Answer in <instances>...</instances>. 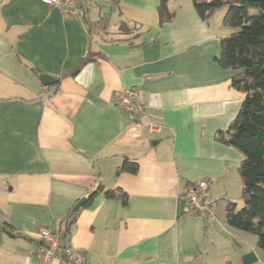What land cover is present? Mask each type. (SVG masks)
<instances>
[{
  "label": "crops",
  "instance_id": "0c3cea01",
  "mask_svg": "<svg viewBox=\"0 0 264 264\" xmlns=\"http://www.w3.org/2000/svg\"><path fill=\"white\" fill-rule=\"evenodd\" d=\"M159 2L93 0L79 20L39 0H0V223L16 232L0 227V264H40L42 229H68L81 264H264L256 238L214 209L222 199L225 219L238 186L242 202L243 157L216 139L243 98L214 61L232 32L225 11L203 20L192 0H167L173 18L160 25ZM129 89L146 111L137 126L115 101ZM124 161L137 172L117 175ZM200 180L210 220L183 198ZM99 186L127 204L101 193L85 206Z\"/></svg>",
  "mask_w": 264,
  "mask_h": 264
},
{
  "label": "trees",
  "instance_id": "16d2710c",
  "mask_svg": "<svg viewBox=\"0 0 264 264\" xmlns=\"http://www.w3.org/2000/svg\"><path fill=\"white\" fill-rule=\"evenodd\" d=\"M192 4L203 20L209 19L217 9L226 8L223 23L232 33L220 40V54L214 61L221 69L233 72L230 86L243 98L237 116L226 131L216 133V139L236 149L243 159L237 169L242 185L241 207L229 203L225 208V223L229 228L253 235L256 247L264 252V0H192ZM158 13L160 25L173 18L167 0H160ZM92 56L89 53L81 58L70 75H75ZM122 172L135 174L137 164L124 161L116 174ZM101 193L124 205L128 202L121 190H104L99 186L89 195L85 206ZM0 227L7 234L16 235L10 224L0 223ZM68 232L67 229L64 234Z\"/></svg>",
  "mask_w": 264,
  "mask_h": 264
},
{
  "label": "built area",
  "instance_id": "2783aa9c",
  "mask_svg": "<svg viewBox=\"0 0 264 264\" xmlns=\"http://www.w3.org/2000/svg\"><path fill=\"white\" fill-rule=\"evenodd\" d=\"M47 7L56 8L65 15L81 19L86 9L91 6L93 0H39ZM115 101L126 116L127 121L138 125L143 119H147L145 107L140 102L139 92L136 89H129L118 92ZM146 128L149 132L157 129L155 123L147 120ZM209 182L200 180L190 185L184 193V200L187 202L189 214L203 220L214 218L213 202L208 196ZM39 247L36 250V257L40 264H81L82 260L71 252L70 240L66 239L61 230L50 231L42 229L38 235Z\"/></svg>",
  "mask_w": 264,
  "mask_h": 264
},
{
  "label": "rangeland",
  "instance_id": "374dc122",
  "mask_svg": "<svg viewBox=\"0 0 264 264\" xmlns=\"http://www.w3.org/2000/svg\"><path fill=\"white\" fill-rule=\"evenodd\" d=\"M217 10H219L218 12L219 13H222V12H226V8L225 7H221V8H219V9H217ZM224 12V13H225ZM232 30V29H231ZM232 32H230V34H231ZM230 34H228V36L230 35ZM228 36H226V37H228ZM234 192V191H233ZM235 193V192H234ZM237 195V196H236ZM232 197H237V200L236 201H234L233 203H235L236 205H237V208H240L241 207V203L242 202H240V198H241V188H240V186H238L237 187V192L235 193V194H232ZM235 198H233V199H235ZM225 202H223V200L222 199H219L218 201H217V203H216V205H215V214H216V217L219 219V221H221V220H223V222L225 223V219H224V214H223V210H224V207H225ZM226 226V225H225ZM238 232H240V231H238ZM245 234L246 236H249V238H252V239H255V237L253 236V235H251V234H247V233H244V232H240V234ZM233 240H234V238H233Z\"/></svg>",
  "mask_w": 264,
  "mask_h": 264
},
{
  "label": "water",
  "instance_id": "95a60500",
  "mask_svg": "<svg viewBox=\"0 0 264 264\" xmlns=\"http://www.w3.org/2000/svg\"><path fill=\"white\" fill-rule=\"evenodd\" d=\"M40 81L44 86H48V85H52L56 83V80H54L53 78L49 77V76H45V75H41L40 76ZM83 202H85V198H82L74 207V211H77L81 205L83 204Z\"/></svg>",
  "mask_w": 264,
  "mask_h": 264
}]
</instances>
